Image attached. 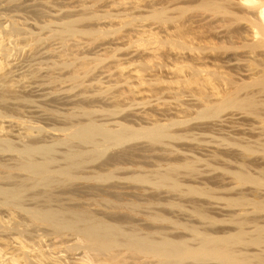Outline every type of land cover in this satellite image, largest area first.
<instances>
[{"label":"bare ground","instance_id":"6f19581e","mask_svg":"<svg viewBox=\"0 0 264 264\" xmlns=\"http://www.w3.org/2000/svg\"><path fill=\"white\" fill-rule=\"evenodd\" d=\"M95 1H97V0H95ZM95 1L94 2L92 1V2L94 4L95 3L97 4L98 2H100L102 0H98V2H95ZM128 1H130V0H116L114 2L115 4L111 3L112 5H115L116 7H117V5H119L118 8L119 7L121 8L124 6L123 9L121 8L123 12L120 11L121 12L120 14L125 13L124 17H120L123 20H119L116 17L114 19V15L119 16L118 12H119V10H121V9H119V10L117 9L118 12H115L116 14L112 15L114 20H112V18L109 17V15L113 14L114 12L113 13L108 12L109 15L107 13L106 17L104 15L105 18L108 17V18H110L109 19L110 21L112 20L110 24L104 22L105 23V25H104V23L101 22V19L103 16L100 14H103L105 11L100 10V12H99V10H97L98 4L97 5L93 4L94 6L91 5V9L95 10V11L97 10L99 12V13H96L97 16L95 14H92L91 13L92 11L91 12L89 11L92 14V17H91V14L89 12L87 14L88 17H87V15H85L86 16L85 17L83 13H82L83 16H82V14L80 16L85 17V18H89V20H90V18H92L91 20L94 19L93 21H95V22L97 20H99L101 23L100 28L96 27L95 22L93 24L88 22L89 24H91V26L95 24L94 25L95 27H91V26L90 27L89 26L83 27V23H81V25H80L79 21L83 22L86 20L83 18H80V17H76L78 19L62 20V22H60V24L56 22V24H55L56 27L51 29V32L49 31L50 37L60 39L63 42V44L69 43L70 38H74V37L77 38L78 37L77 38L78 41H76V38H75V41L77 44H81L80 38L81 39H83V38L80 36L90 35V36H92V40L94 37L103 36L108 31L105 29V27L103 28V26H106V24L107 25L109 24L110 26L113 27L112 29H114L115 28L114 24H117L116 21H122V23L120 22L121 25L118 22V24L120 25V28L118 27L119 26L118 24H117L118 26L115 25L116 28L117 27L119 28V30L117 29L118 31H116L119 33H116L114 31L116 36H117V34H120V32H122V33H123V31L126 32L127 30L126 29L124 30V28H126V24L128 26H131L134 23L133 22L129 25L131 20H129L128 17L131 16V18H132V16H135V15H133V13L129 12V14H131V15H129V14H127V12H124V11H129V9L132 8V6H131V8H129L130 6H129ZM151 1L152 0H150V2ZM154 1H157V0H154ZM161 1L159 0L157 2L159 3ZM167 1H169V0H167ZM167 1L165 0L164 1L165 3L164 2L160 3L163 6V7L161 6L162 8L158 7L157 3H156L157 5H153L150 3L151 5H153V7L155 6V8H151L152 6L149 8V6L147 7V5H149V4L146 2V0H134V1L132 0L130 2L132 4L135 2L136 4L135 3L134 4L137 5V7H139V8L141 7L142 9H144L143 7L152 9V11L149 10L150 13L147 15H145L143 13L139 14L141 12H138V14H136L137 20H139V18H140V17L138 18L137 15H141V17L143 16L142 17L143 21L145 19H147L148 17H149V19L151 17H153V19L155 21L157 20L156 21L157 23L162 22L163 24H165L168 21H171L170 19L172 18V22L171 23L168 22V24H170V25L172 24V27L169 25L170 27L167 28V31H166V29H165V31H163L164 28L167 27V24H165L166 27H164V25L162 24L164 28L163 29L158 28V29H162V31L164 32L163 33L164 36L161 35L162 32H159L158 30H157L158 31L157 32L155 27L154 28L144 27L142 30L136 29L139 33L136 32L135 36H134V34H131L132 31H128L130 33H129V39L127 41H129L131 39L132 44H130V45L132 46L135 43L133 45V48L137 46L136 49L138 51H140V49L143 48V52H140V54L144 53L145 51H148L149 52V53L147 52L148 54L145 52L147 54V56L144 53L146 57H144V54H141L143 56V58H141L142 56L139 54L140 59H138L139 56L136 53V55L138 56L136 59L133 58V60L131 59L132 61L131 60L127 61V59H126V61H127L126 62L125 59L124 60L121 59V56H120V58L118 57V54H117L118 52H116V50H118L119 46L116 45L117 48L115 46L114 48H116V49L113 48L114 50L110 51V52H115V54H113L115 56L117 54L116 57L114 56L115 59L119 58L117 60L118 62H116V60H115L114 62H112V64L113 65L115 64L116 68H118L116 70H119V72H117V74L119 76H121L119 78H122L123 76L126 77V78L121 79L122 82L126 83L127 81H130V79L136 80V81L132 80L134 82H131V81L128 82L129 87L126 88L127 90L126 89L119 90V91H122V94H121V92H119L121 95L119 93H117V98L119 96H121L123 98V96H124L123 99H125V97L128 98L131 95H133V97L137 96V98H138L139 94H144L145 92L148 93L150 91V92L154 93L156 91L158 94L162 91H164L163 93H165L167 89L171 90L172 93H173V90H175L176 92H180V93L182 92V94L184 92V94H185L186 93L185 91L189 90L192 94H190L189 91L187 93H189L190 95H193L195 98L194 100L197 99V101H195V102L200 103L199 104L200 106H198V104H197V106L200 110L198 118H202V119L209 118V120H210V118L213 119L212 117L215 118L217 116L216 118L218 119L222 113L224 115L225 114L224 112L227 111L228 113H230L228 110L234 109L233 111L238 110L243 115H244V111L250 112V113H248V116L250 114L251 115L254 114L253 116H255V114H257V115H259V118L257 116H256V118H257V121H259L260 118H262L260 116L264 114V0H199L200 2L198 0H197V2H195L196 0H193V1L190 0L192 2V3H190V5H194L196 3L194 6H192V7H194V9L195 8L198 9L199 7H201V8H203L202 10L205 11V14H203L204 17H202L203 20H199L200 24H201V21L204 22V24L202 22V25H201V26L205 25L202 27L204 29L193 28L192 20H191V23H192L191 24L189 21H187L186 18H183L184 15L183 16H182V14L180 15V13H179L180 10H181L180 11L181 13L183 12L184 14H187L183 11L184 8H186V10H187V8L189 9V7L191 8L190 5H187L188 2L184 3L183 6H185V7L180 6L183 3V1H182V3H180V5H178L179 4V2H178L177 5L179 6V10H177V11L179 14L176 15L177 13H175L176 17H174L175 15L173 13L176 12V11H174L172 13V17H171V14L169 13V15H168V12H172L171 10L174 7L173 5H175V7H176L177 2H174V0H171V2L169 1L171 4H173V2L175 3L172 5L173 6L172 7L169 5L170 3L167 4L168 3ZM86 2L82 3V6ZM193 2H195V3L193 4ZM126 3H128L127 5L129 7H127L125 5ZM143 3L144 4L147 3V5L145 4L146 6H143ZM154 4H155V2H154ZM160 4H159V6H160ZM164 4H165V6H167V8L164 7ZM86 5H87V3H86ZM112 5L109 6L108 9H106V11L109 10L110 7H115ZM186 5L189 7H186ZM92 6L93 7L96 6L97 8L95 7L96 9H94V8H92ZM156 6H157V8H156ZM84 7L87 8L86 6H84ZM169 7H172V9L168 10ZM175 7H174V9H175ZM182 7H183V9H181ZM88 8L86 10H91L90 6H88ZM126 8L127 9L129 8V9L126 10ZM139 8H137V9H139ZM146 8L142 11L145 12ZM177 8L178 7H176V9ZM201 8H199V9H201ZM147 11L148 10H146V12ZM135 12H134V14H135ZM89 14H90V17H89ZM179 15H180V17H177ZM191 15L192 14H190V16ZM194 15H196V14H194ZM77 16H79V15H77ZM69 17L70 16H68L67 18H69ZM71 17H73V16H71ZM173 17H174V19H173ZM191 17H190V19H191ZM193 17H195V16H193ZM79 18L82 19L83 21L79 20ZM136 18L133 17L132 20H134ZM198 18H196V19H198ZM184 19H186V21L189 22L192 25V27L189 23H188V25H190V26H188L186 24V21L184 22ZM196 19H194V20H196ZM58 20H59V18H58ZM87 21H88V19H87ZM113 21H115V23H113V25H112ZM199 21H197V22H199ZM106 22H109V21H106ZM149 22H151V21H149ZM88 23H85V24L89 25ZM194 23L196 24V22H194ZM57 24H58V27H57ZM80 26H82V27H80ZM98 26H99V23H98ZM134 26H135V24H134ZM141 26H140V28H141ZM224 27H225V29L227 28L225 31H224ZM19 29H20V32L23 31L22 28L19 27ZM112 29L109 28V30H112ZM127 29H128V27H127ZM154 29H155V31H154ZM196 29H198L200 31L202 30L200 32L201 34ZM16 30H18V28L16 29V27L11 26V28L9 30L3 32V34H4L3 37H0L2 39V40L0 39L1 40L0 41V56H1L0 57V81L3 84H5V86H4L5 88H8V89L10 88L9 90L14 89L12 87L14 85L10 80L11 78L8 79V73H10V71L6 70V68H8L7 64H9L8 63L9 61L8 62H6V61H7V59H9V56H11V54H10V48L8 47L9 45L8 46L4 45L3 41H4V38L6 39L8 37L9 38L12 36L14 37L15 36L14 34H16ZM114 30H116V29H114ZM24 32H26L25 34H27L28 37H25L24 40H21V41H20V39L19 40L17 39L20 42H17L15 40L17 42V45H20V46L23 45L25 47L27 45H29L30 47L35 48V47H38L42 43L44 44V42H43L44 38L43 37H45V36L43 34H42L43 35V37H42V35H39V34L34 33V32L25 31V29H24ZM125 32L123 33V35L125 34ZM111 33H113V32H111ZM114 33L111 35H115ZM0 34H1V32H0ZM21 34H22V32L18 33V35H21ZM110 34L109 33L106 34L105 37L107 35H110ZM132 35H133V37H132ZM120 36H119V38H121ZM124 36L126 37L127 35L125 34ZM47 39H49V38H47ZM100 39H102V38H100ZM123 39H126V38H123ZM94 40H96V38ZM97 40H99V39H97ZM195 40H199V42L197 41L199 43V45L196 44L197 42ZM79 41H80V43H79ZM72 42H74V41H72ZM121 42H122V40H121ZM129 42L127 45H129ZM82 43H84V42H82ZM111 44H113V43H111ZM122 44H120V46H122ZM193 45H195L196 47H193ZM77 46H79V45H77ZM124 46H125V44H124ZM189 46H190L191 51L194 48H196L197 50H195V51L200 52L199 55H201V57L195 56L196 54L198 55V52H197L194 56L191 55L193 58L190 57L189 55H187L190 59L188 57H187L188 59H186L185 58L186 56L183 55L181 51L184 50V48H186V47L189 49ZM67 47H69V45ZM166 47L169 48L172 52H173V50H175L174 52H178V53L181 52V54H179L180 56L178 54H176L177 57L175 55V58H179V57H183V56H185V57L179 58V60L178 59L172 60V61H174L173 67L171 66V65H173L171 63H173V62L170 63L171 64L170 66L167 65L168 63L166 64L167 67H170L169 68L170 71L171 70L173 71V72L171 71L172 72L171 74L173 75L172 78H168L169 81H168V79L166 81V78H164L166 75L162 76L164 78V80L162 79V77L160 78L159 77L160 73H158L159 75L156 74L157 78H156V76L154 77L151 74L154 78L151 77V79H148L149 77L146 76V73L149 72V70H147V69L152 67L151 62L155 61L154 63L156 64L157 59H159V61H160V59H162V60L166 59V58L163 59L162 55L164 57V55L167 56L170 54L169 52H171V51L169 49H168L169 51L167 49H166V52L163 51V49H165ZM191 48H193V49H191ZM230 48L233 51L228 50ZM25 49H27V48H25ZM120 49H121V47H120ZM225 49H226V52H223V50H225ZM30 50H31V48H30ZM65 50H69V49H65ZM65 50H64V52H65ZM133 50H135V49H133ZM161 50H162V53H161ZM138 51L135 50L133 52H138ZM167 51L169 54H163V52L167 53ZM34 52H36V50H34ZM106 52H108V49ZM225 53H230V54L226 57ZM62 54L60 55L61 57H62ZM82 54H84V52ZM222 54L224 56H222ZM108 55H109V57L113 58L112 57L113 55L109 54V53L104 58H102V57L100 58V55H99L100 61H101V59H102V61L109 59ZM172 55H173V53H172ZM181 55H183V56H181ZM75 56L78 57L79 55L76 54ZM87 56L80 57V59H83V58L86 59V60L83 59L84 61L80 62V63L78 61L79 59L75 58V60H77V62L79 63V64H77V67L79 66V68H77V67L72 68V69H75V68H77V69L71 73L72 74L71 77H69L70 75L68 76L69 79L71 78L72 80H77L82 75L86 74V76H87L88 74H90L91 71L94 70V64L95 63L91 62L93 60ZM104 56H105V54H104ZM170 56H171V54L169 56H167L168 59H171V58H169ZM172 57H174V55ZM223 57H226V58H223ZM5 58H7V59L5 60ZM63 58H64V56H63ZM87 58L90 59L91 61H89ZM145 58H147V59H145ZM198 58H201V59H199V60H201L200 64L197 63ZM168 59H166V60H168ZM73 60H71L70 62L74 64L76 61L75 60L73 61ZM97 60H99V59L97 58ZM97 60L96 61L94 60L96 62V65L100 63V62L97 63ZM135 60H137V61L141 60L140 63L138 61L139 66H141L140 64L143 61L142 64L145 65V67L147 65L149 68L146 67L147 69L146 68L143 69L144 68L143 66H141L142 69L138 68L139 66L137 65V62ZM68 61L69 60L65 61V63L70 65V66H73ZM159 61H158V63H160ZM165 62H167V61H165ZM149 63H151V64H149ZM92 64H93V66H91ZM164 64H163V66H164ZM133 65L138 66V67L136 66V68H135L136 70L134 68H133L134 70L132 69L133 71L137 72L136 76H135V74L133 76L134 72H132V71H131L132 72L131 74H128V72L130 71L129 68ZM47 66L49 67L50 65H47ZM92 67H93V69H92ZM53 68H56V67L54 66ZM110 68H109V71L115 70L114 66L111 69ZM127 69H129V71L126 72ZM39 70H41V69H39ZM145 70H147V71H145ZM170 71H168V68H167L166 72L168 73ZM144 73H145V75H144ZM152 73H153V71H152ZM118 75H116V76L118 77ZM63 76H64V74H63ZM86 76H84V77H86ZM169 76H171V75H169ZM9 77H10V75H9ZM146 77H148V78H146ZM81 79H84V78L81 77ZM123 79H128V80L123 81ZM12 80H15V79H12ZM121 80H120V82H121ZM78 81H79V83H82V80L81 81L78 80ZM78 81H77V83H78ZM136 82H138V84ZM153 82H158L159 85L163 84L164 86L159 87V85L156 83L157 86L160 88V90H159V88L157 86L153 87L156 85ZM132 83H134V84L132 85ZM1 84H0V87H1ZM165 84H167V85H165ZM174 84L176 86H174ZM130 85H131V87H130ZM128 88H131V89H128ZM161 88L164 90H161ZM3 91L5 92V90H3ZM1 92H2V90H1ZM127 92H128V94H131L128 97H127L128 94H126ZM15 93H17V92H15ZM167 93H169V92L167 91ZM1 94H3V93H1ZM118 94H119V96H118ZM162 94L161 95L159 94V95L162 96ZM177 94L176 95L178 96V99L177 98L176 99H177V101H179V100H181V99H179L181 94H179V93H177ZM6 95H8V94L6 93ZM6 95H5V97H6ZM146 95H144V96L141 95V96L144 98V97H147ZM159 95L158 96L156 95V98H158ZM172 95H174V94H171V96ZM176 95H174V96H176ZM14 97H15V95H14ZM129 98H131V97H129ZM140 98L141 97L138 98V101L141 100ZM180 98H182V97H180ZM134 99H136V97L133 98V100ZM146 99L147 98H145L144 100H146ZM115 100H117V99H115ZM118 100H119V98H118ZM131 100H132V98H131ZM179 103H181L182 106L184 104H186V105H188L187 107H189V108L191 106V105L189 106L190 103H188V102L183 103L181 101ZM119 104L120 105L116 104V107H117L116 109H119L118 107L121 106V103H119ZM192 106H194V105H192ZM2 107L0 106L1 109H2ZM7 107L10 108L8 105H7ZM3 108H5V107H3ZM120 108H122V107H120ZM157 108H158V106H157ZM177 108H178V106H177ZM179 108H180V106H179ZM191 109H192V107L190 108V111H191ZM105 110L107 111V109H105ZM158 110H159V108H158ZM182 110H183V107H182ZM241 110H243L242 111L243 113L241 112ZM7 111H8V109H7ZM91 111H90V113H92ZM108 111H109V109H108ZM176 111L177 110H175V112ZM22 112H24V110ZM95 112L93 111V113H95ZM158 112H160V111H158ZM247 112L245 113V115H247ZM154 113H156V112L154 111ZM165 113L167 114V112H165ZM184 113H186V112H184ZM85 114H87V110L85 111ZM89 114H87L85 116H87V118L92 116L91 114L89 116ZM107 114H109V113H107ZM150 114H152V113L150 112ZM157 114L155 115L156 117H157ZM235 114H238L240 117L239 113L236 112ZM3 115H5V114L3 113ZM158 115L160 116L161 114H158ZM185 115H187V114H185ZM0 116H2L1 113H0ZM155 116H153V117H155ZM163 116H165V115H163ZM168 116H170V115H168ZM171 116L174 117L173 114ZM179 116H181V115H179ZM229 116H231V115H229ZM28 117H31V116H28ZM153 117H150V118H153ZM156 117L154 118L155 120H156ZM177 117H178V115H177ZM192 117H193V115H192ZM224 117L225 116L221 117V120L219 119L221 121V123L223 122V124L225 121H227V120L229 121V119H230V117H228L229 118L228 119L226 116L225 118H227V119L225 120ZM97 118H99V117H97ZM97 118L95 119L94 117H91V118H89V120H87V121L85 120L86 122H83L84 119L82 121L80 120L78 122H76L75 120H72V122L73 121L74 122L73 123L71 122V124L67 128H64L65 131H68L66 136L69 139V141H68L69 144H67V146H68L67 149L65 148L66 151H63L61 153V155H59L65 161V163H61L59 165L57 164V163H60L59 157L57 155H55L56 154L55 152L57 151V148H58V147L55 148V146H57L56 143L55 144L53 143L52 145H47V144H41L39 142H35L36 140L33 142H30V143H26V141L24 140L25 142L24 141H22V142H24L25 145L23 147H21L22 145L20 144L21 146H19V147H21V148H19V147L14 145V144H16V142L14 143L11 140L10 141L7 140V137L3 138L4 137L3 135L0 137V152H2V153H17V155H15V158L13 157L11 160H9V158H8L9 162L0 161V264H140L139 263L140 259L143 260L145 262V264H211L210 261H213L214 264L216 262H218L217 264H264V215H263L264 214V188H262V187H264V167L261 166L262 170L260 172V170H259V169H261L260 166L258 167V165L253 163L254 165H256L258 167V168H256L257 170H254V171L255 172L259 171V172L254 173L252 171L250 173L251 168L249 170L245 171V168L247 169L249 167L246 164L247 162H245V165L247 166L246 167L243 164L244 161L242 162L241 159L240 160L238 159L240 162L237 161V164L238 163H240L241 165L243 164V166H242L243 171H242V169L240 171H238L237 170L238 167L235 168L236 170L233 169L234 171L233 170L228 171L230 169L231 165L229 168L227 167L228 169H226V167L224 168L222 166V165H224V163L221 165L222 167L221 166L220 167L222 169L224 168L223 170H225L227 173L228 172H231V174L233 173V176H235L236 179L239 180L238 182H240L239 183L240 187L243 186V188H244L246 185H249V183L250 184L255 183V184L259 185L257 187H260L261 189L258 188V190L260 189L261 191L259 190L260 192L258 191L259 193H257L255 196H253V195L251 196L252 193H247L248 194L247 195L245 192L246 190H248L247 192H250L251 191L250 189H253V192H254V188L256 191L257 187L256 186L254 188L249 187L250 188L249 189L248 186H246L248 189H244V191H243L242 187H241L242 189H240L239 185L236 186V184L234 185V183H233L232 189L238 187V189L236 188L238 190V192H237L238 195L234 194L235 196H232L233 194H231L230 195L231 197L228 198L227 195H226L227 197L226 196L225 197L228 199L229 202L227 201V203H230L229 206L232 209H233V207H237L239 209L236 208L237 210H234L235 209L234 208L233 209L234 211L232 209H228V210L226 209L227 210L226 211L225 210V207L227 206L226 204H225V206L223 205L224 209L223 208L221 209L222 212L220 209L219 210L217 209L216 210L217 212L220 211L221 215L225 216V218L223 217L225 220L223 218H221V220L223 219L222 220L223 222L221 221L222 223L221 224L219 223L222 226L218 225V223H217V222H219L218 219H220L219 216L221 217V215H219L220 213L218 212L219 214H217L216 211L214 212L217 214V216H216L218 218L217 219L216 217H214V215L211 214V213H213L212 212L213 210L211 211L208 209V211H205L207 209L204 210V208H203V210H204L203 211L201 208L200 209L197 208L196 205H198L199 203L196 204L195 206L192 205L194 207H193V209H190V211H192L191 212L192 214L193 213L195 215L197 214L199 216L197 218L201 219V221L199 220L200 222L199 221L195 222V219L192 218L194 220L193 224H190L188 222H186L187 224L183 223V222H185L184 220L183 221L182 220H180V221L175 220L174 218H177V217H173L172 215L169 216L166 212H164L165 209L162 210L163 212L157 211L154 214L151 212L153 215H151L149 218H152L155 222H158V223L163 222V224H164V222L165 223L178 224V225H175V226H177L176 228L177 229H184L185 231L188 232L187 234L184 232L180 233L182 231H179L176 234L173 232V230H171V229H169V227H167L168 225L160 226V225H153L152 224L148 227H139V225L134 224L131 226H126L125 223H126L127 218L132 216L131 214L137 215L139 213V209H135V208L132 209V206H131V209H126L127 211H129L128 212L129 214L126 213L127 214L126 215L125 213H123V215H121V213L113 214V212L112 213L108 212L107 209L75 208V207H73L74 204H73V206H69L70 204L67 206H63V204H61V205L58 204L59 206L56 207L55 204L52 205L53 202L54 203L56 202L53 200H52V202L47 201V204L43 203L42 201L45 200L44 197H47L49 200L52 199L51 195L53 194V196H54L55 191H54L53 187L55 185L65 184V183H68V181L71 182V180L72 179L75 180V178L76 179H80L82 177L85 178V176H83L80 173L82 168H85L84 165L86 163H88V161L90 162V160L91 161L97 160L98 157L101 156L107 149H110L113 147H118L125 142L127 143L128 141H131V139L134 140L135 138L136 139L148 138L150 141L158 142V143H160V142L163 143V141H165V139L167 140L168 138H170V139H168V141L174 140V139H171L172 137H174L175 140H178L176 136H178L179 138H182V137H180L182 132L180 134L178 132V134H179L178 135L177 133H175L172 130L173 129L172 125H174L175 123H177V124L181 123L180 122L181 120L179 121L180 118L178 119L179 122H175L176 119L174 120V118H173V120H174L173 121V120H171L172 117H170L167 119L168 123L166 120H165V123H164V121L162 123L160 121V119H157L154 122V124H152L151 126H147V127H145V126L140 127L139 126L140 128H138V127L136 128L131 124L122 123V122H117V125H114L115 127L112 125H111L112 126L111 127V126L107 125V121L106 122L104 121L105 122L104 123L103 121H101L102 119L100 121H98L99 119H97ZM100 118H102V117H100ZM223 118L225 121L223 120ZM189 119H184V120L189 121ZM194 119H197V117L196 118L194 117ZM263 119L264 118H262V120ZM169 120H170V122H169ZM262 120H260V123H258V122L256 123V124H258L259 127L261 126V123L264 122ZM152 121H153V119H152ZM152 121H151V123H152ZM185 122L186 121H183V123H185ZM241 122H244V121H241ZM1 123H3V122H1ZM151 123H149V124H151ZM16 124H18V123H16ZM177 124H176V127L178 126ZM211 124H213V123H211ZM3 125L0 124V127L1 126L3 127ZM215 125H216V123H215ZM219 125H221V124H219ZM225 125H227V124L225 123ZM20 126H23V125L21 124ZM258 126H257V128H258ZM262 126L264 128V123ZM28 127H29V125L27 126V129H26L27 135H32L33 132L35 133V131L36 132L38 131V130H33L34 128L36 129V127H33V128H31L32 126H30V128H28ZM224 127H227V126H224ZM229 128L231 129V127H229ZM260 128H258V129L260 130ZM5 129H6V126L4 128V131H5ZM37 129H39V127H37ZM178 129L179 128H177V130ZM191 129H192V127H191ZM1 130H2V128H1ZM221 130H222V128H221ZM262 130H261V132H264V129H262ZM4 131H2V133ZM21 131H23V130L21 129ZM21 131H20V133H22ZM225 131L226 130H224V132ZM6 132H7V130H6ZM228 132L226 131L225 134H228ZM230 132H231V130H230ZM248 132H249V130H248ZM261 132H257L258 134L260 133L259 134L260 136H257V134L254 136V137H258L256 139L253 137V135L252 136L248 135L247 137L248 138L250 137L251 141L253 139H255V140L258 139V142L260 141V143H258L257 141H256V144H255V142H253V143L255 145H257V143H258V144H260V146H262L261 144L263 143V147H264V141L262 142L260 139L263 137L262 134H264V133L261 134ZM233 133H234L233 134L234 137L236 135L240 134V133L236 134L235 132H233ZM10 134H8V135H10ZM23 134H25V133H23ZM217 134H219V133H217ZM222 134H223V136H225L224 133H222ZM8 135H6V136H8ZM241 135L246 136V134L245 135L241 134ZM183 136H185V135L183 134ZM223 136H222V139L228 143L229 140L227 138H229V135H226V137L228 136L226 138L227 140L224 139ZM219 137H221V136L219 135ZM237 137L238 136H236L235 138H237ZM248 138H246V140H249ZM216 139H218V138H216ZM73 140H75L77 142H75ZM238 140L239 139L237 138V141ZM243 140L245 141L244 138H243ZM243 140H242V142H244ZM225 141H224V143H226ZM234 141H235V139L231 142L234 143ZM240 141H239V144H240L239 147L242 149L241 150V152H242L244 150L243 149L244 147L242 148L241 144L247 145V143H249V142L245 141L247 143L243 144ZM251 141H250V143H251ZM17 142L19 143V141H17ZM74 142L76 144H74ZM166 142H164V143H166ZM216 142L219 144V141H216ZM168 143L169 142H167V144ZM57 144H59V142ZM254 144H251V145L255 146ZM17 145H19V144H17ZM168 145H170V144H168ZM230 145H228V146H230ZM210 146H209V148H210ZM222 146H224V144ZM248 146L250 147L251 151L254 149L253 147L251 148V146L249 144H248ZM260 146L257 148L255 147V149H258V148L259 149L256 151L254 150V151L260 152V148H262ZM121 147H119V148H121ZM247 147H246V149H247ZM115 149H117V148H115ZM129 150H131V149H129ZM119 151H120V149H119ZM229 151L230 150H228V152ZM228 152H226L225 154H227ZM259 152H257V153H259ZM231 153L237 155L236 152H231ZM260 153H264V152H260ZM111 155H112V153H111ZM222 155L224 157L226 156V155H224V153ZM102 156H104V155H102ZM118 156H119V154H118ZM229 156H230V154L227 157H229ZM232 156H234V155H232ZM232 156H230V158H233ZM114 157L115 156H113L112 158H114ZM227 157H225V158H227ZM6 158H2V159H6ZM112 158L111 159L109 158V159L113 160ZM116 158L118 159V157H116ZM235 158H237V157H235ZM235 158H233V159L235 160ZM262 158H263V156H262ZM109 159H107V160H109ZM244 159H246L245 161H247V158H244ZM227 160L229 162L232 161V160L230 161L229 159H227ZM191 161L192 160H190V162ZM194 162H195L194 164H196L197 161H194ZM232 162L236 163V160L232 161ZM174 163H170V162L168 163L166 169L169 168L168 169L169 171L167 170V172H166V170L164 169V171H163L164 173L160 172V171H159L160 173H157V174L155 173L156 175L153 177L155 179L150 178L149 177L151 175L150 174V175H138L139 176L138 180L142 181L141 183L152 182L153 185H155V186H158L160 184L161 187L162 186H166L168 188L171 187L172 189H175L177 192V190H180V188L182 187L184 182L182 183V181L181 182L179 181L181 179V177H179L180 178L179 179L177 176H174V175H176L175 171H177V174H179L178 169H177L179 167H177L175 169V171H172V170H174V168L177 165H181L180 167H183V164H177V165L175 164L174 165ZM255 163H258V162H255ZM185 164H187V168H184V170L186 169L189 172L191 170V172H194V173H196L195 171L197 169L199 170V167H197V166H196L197 169L195 170V166L193 164V161H192V163H189V164L187 161ZM218 164H221V163H218ZM253 164H251L250 161L248 163V165H250V167ZM258 164L260 165V163H258ZM262 165H264V164H262ZM173 166H175V167L171 169L170 167H173ZM210 166H212V164H210ZM224 166H227V164ZM93 167L94 166H92V168ZM87 168H89V166ZM240 168L241 167H239L238 169H240ZM170 171L172 173H170ZM173 172H174V175H173ZM191 172L189 174H191ZM115 173H117V172H115ZM253 173L254 174L261 173V174L260 175H254ZM105 174L110 175L111 172H110V174L109 173H104V174L98 173V174H96V177H94V176L93 177L95 179L96 178L102 179L105 176ZM131 174H133V173H131ZM111 176H113V175L111 174ZM233 176L231 178H233ZM104 178L101 181H104L105 180ZM132 178H138V177L133 176ZM233 179H235V178H233ZM238 182H237V184H238ZM152 183H149V184H152ZM187 183H189V182H187ZM241 183H243V184H241ZM185 185L188 186V191H187V188H185L186 190L184 188H182L184 190V192L186 191V192H189L193 195H195L197 193L200 196L202 194V195H205V197H207V196L209 197V196H212L214 193L213 192L214 189L212 188L213 189L212 190L210 186H209L210 187V190H209L206 185H204L203 187L201 186V188L197 187L195 184H194L195 185L194 186L193 183L190 185H188V184H185ZM214 185H215V183H214ZM186 186H184V187H186ZM182 189L180 191H181V193H184V192H182L183 191ZM239 189L243 192H241ZM31 190H33V191L38 190V191H35L36 193L33 192L34 195H32V197H33L34 203L32 201L31 204H29V203L27 204V202L29 200V199L27 200V197L29 196ZM51 190H53V191L51 192ZM175 190H173V191H175ZM228 195H229V192H228ZM216 196L217 195H215V196L213 195L212 197H209V198H215ZM29 197H31V196H29ZM39 197H42L41 200L43 198L44 199L41 201V200H39ZM202 197H204V196H202ZM47 198H46V200H48ZM216 198L218 199V196ZM226 198H224V195H223V199L221 198V196L219 199L224 200ZM26 200H27V202H26ZM54 200H58V199H54ZM226 200H224V201H226ZM197 201H199V200H196L195 202H197ZM58 202L60 203L59 200H58ZM201 202H203V201H201ZM48 203H50V204H48ZM176 204L179 206L180 201L178 203H175V205ZM119 205L123 206L125 204H123V205L119 204ZM183 205H185V204L183 203ZM120 206H118V207H120ZM126 206L128 207V205H125V207ZM136 207H138V206L136 205ZM181 207H183L182 204H180V208ZM195 207L197 209H195ZM1 208H6V209H1ZM167 210H169V209H167ZM182 210H184V209H182ZM182 210H180V211H182ZM224 210L226 211V213ZM251 213H254V215ZM180 214H181V212H180ZM181 215H183V214H181ZM195 215H194V217H195ZM191 217H193V216H191ZM130 218L132 219V217H130ZM193 220H191V221H193ZM212 220L214 222L215 221H217V222L213 223ZM226 220L230 221V222H232V220H233V222L235 223V227L230 228V227H232V226H230L228 228V226H227V228H225V229L224 228L218 229L217 228L218 226H220L219 228H222L223 225L226 227L224 221L226 223H230V222H227ZM136 221H138V219L137 220L135 219V222ZM187 221L190 222V219H187ZM208 221H211V222H208ZM205 222H207L208 225L213 223L212 226L215 224L214 227H216L217 225L218 226L215 229H207L209 226H207V223L205 224ZM233 222H232V225H233ZM159 224H161V223H159ZM203 224L206 225L205 228H203V226H204ZM201 225H203V226H201ZM209 228H212V227H209ZM139 255L141 256V258L139 257ZM144 262H143V264H144Z\"/></svg>","mask_w":264,"mask_h":264},{"label":"rangeland","instance_id":"374dc122","mask_svg":"<svg viewBox=\"0 0 264 264\" xmlns=\"http://www.w3.org/2000/svg\"><path fill=\"white\" fill-rule=\"evenodd\" d=\"M92 1L94 2L95 0H0V32H1L0 37H3V35H4L3 32L9 30L11 28V26L12 27H16V29L18 28V30H19V31L16 30V34H14L16 37L15 36L14 37L12 36L10 38L9 37L6 38V39L4 38V41H3L4 42V45H6V46L9 45L8 47L10 48V54H11V56L8 55L9 56V59H7L8 58L7 57V58H5V60L7 59L6 62L9 61L8 62L9 64H7V67L8 68H6V70L7 71L8 70L10 71V73H8V79L11 78L10 80H11V82L14 85V86H12L14 89L11 88L12 90H9L10 88L9 89L8 88H5L4 87L5 84H3L0 81L3 84L2 85L0 83L1 84L0 94L3 93V94L0 95V104H1L0 106L1 107L2 106L5 107V108L2 107V109L0 108V113L2 114V116H0V124L1 125L4 124L3 125L4 128L6 126L5 131H4V128L2 126L0 127V132L2 133V131H4L2 134L0 133L1 134L0 137L3 135L4 136L3 138L7 137V140H9V141L11 140L14 143L16 142V144H14V145L17 146V147H19L21 145H22L21 147H23L25 145L24 144L25 141H26V143H30V142H33V141L36 140L35 142H39L41 144H47V145H52L53 143L54 144L56 143L57 146H55V148L58 147L57 148V151L58 150L59 151L58 152L56 151L55 152L56 153L55 155H57L59 157L60 163H57L59 165L61 163H65V161L59 155H61V153L63 151H66V149L68 147L67 144H69V142H68L69 139L66 136V134H67L68 131H65L64 128H67L71 124L72 120H75L76 122H78V121H80V120L82 121L84 119L83 122H86L91 117H94L95 119L97 117H99V118H97V119H99L98 121H100L101 119H102L101 121H103V122L104 121L105 122L107 121V125H109V126H111V125L114 126V125H117V122H122V123L131 124V125H133L136 128L137 127L140 128L141 126L142 127H144V126L145 127L151 126L152 124H154V122L157 119H160V121L162 123H163V121L165 123V120L168 123V120L167 119L170 118V117H172L171 120H173V118H174V120L176 119L175 122H179L181 120L180 121L181 123H178V124L177 123H175V124L173 123L174 125H172L173 127L172 126L171 127L173 128L172 130L175 133H177V134H178V132H179V134L182 132L181 135H180V137H182V138H179L178 136H176L178 140H175V138L172 137L171 139H174V140H170V141H168V139H170V138H168L167 140L165 139V141H163V143L162 142H160V143H158V142H152L148 138H145V139L144 138H142V139H136L135 138L134 140L131 139V141H128L127 143L125 142V143H123L122 145H120L118 147H113V148L107 149L102 154L104 156L101 155V156L98 157L97 160H95V161H91L90 160V162L88 161V163H86L84 165L85 168H82V170H81L80 173L83 176H85V178L84 177H82L80 179H76L75 178V180L72 179L73 181L71 180V182L68 181V183L61 184V185L60 184H57V185H55L53 187L55 193L53 192L54 193V196H53V194L51 195V197H52V199H50L51 201L47 197H44V196L43 197L45 198V200H46V198L48 200H46V201L44 200L45 201L44 202V201H42L44 198L41 200L42 197H39V200H41L43 203H46V204H47V201H49V202H52V200L53 201H56L55 203L53 202V204H52V205L55 204L56 207L59 206L58 204H60V205L63 204V206H67L69 204H70L69 206H73V204H74L73 207H75V208H84V209H107L108 212H111V213L113 212V214H119V213H121V215H123V213L129 214L128 213L129 211H127L126 209H131V206H132V209H134V208L135 209H139V213L137 215L131 214L132 216H130V217H132V219L130 217L127 218L126 223H125L126 226H131V225H134V224L139 225V227H148V226H150L152 224L153 225H160V226L168 225L167 227H169V229L173 230V232L176 233V234L179 231H182L180 233H183L184 232V233L187 234L188 232L185 231L184 229H177L176 228L177 226H175V225H178V224L165 223V222H164V224H163V222H159V223H161V224H159L158 222H155L152 218H149V217L151 215H153L155 212L162 211V210L165 209L164 212H166L169 216L172 215L173 217H177V218H174L175 220H179V221L180 220H182V221L184 220L185 222H183V223L188 222L190 224H193L194 223V220L193 219H195V222L196 221L198 222L199 220L201 221L200 218H197V217H199L197 214L195 215L193 213L195 215V217H194V215L191 213L192 211H190V209H193V207L196 204H198V203H199L198 204L199 206L196 205L197 208H199V209L201 208L202 210H203V208H204V210L207 209L205 211H208V209L211 210V211L213 210L212 211L213 213L217 209L218 210L219 209L221 210L225 206V204L228 206V207L227 206L225 207V210L226 209L227 210L228 209H232L229 206L230 203H227L228 199L226 197L227 196H228V198L231 197L230 196L231 194H233L232 196H235L234 194L238 195L237 194L238 187H236L237 189L236 188H233L232 189V187H233V183H234V185L236 184V186H237V185H239L240 182H238L239 180L236 179L235 176H233V173L232 174H231V172H228L227 173L223 169L225 167H226V169H228L230 167V165H231V167H230L231 170L229 169L228 171H232L233 169L236 170L235 169L236 167H238V168L241 167L240 169L237 168V170L240 171L243 168L242 167L243 164L245 165V162H247L246 164H247V166L249 168H247V169L245 168V171L249 170L250 168L251 169L253 168L252 170L250 169V173L252 171L254 173H256V172H259V171H256L255 172L254 170H257L256 168H258L260 166L261 169H259V170L261 172L262 167H264V165H262V164H264V155H263L264 153H260V152H264V147H263V143L261 144L262 146H260V144H258V143H260V141L258 142V139L255 140L258 137H254V136L256 134H257V136H260L259 135L260 133L258 134L257 132H261V130L264 129L263 126H262L264 122L261 123V126H260L261 128L258 126V124H256L257 122L260 123V120H262V118H264V116H263L264 114L261 115L260 117H262V118H260V120L257 121L256 116L259 118V115H257V114H255V116H253L254 114H252V115L250 114L248 116V113H250V112L244 111V115H243L238 110L237 111L236 110L233 111L234 109H229L228 111L230 113H228L226 111V112H224L225 114L223 115V113H222L219 116L218 119L216 118L217 116L215 118L212 117L213 119L210 118V120H209V118H204V119L198 118L199 111H200L199 108H198V106H200L199 105L200 103L195 102V101H197V99L194 100L195 98H194L193 95H190L192 93L189 90L188 91H189L190 94L187 93L188 91H185L186 92L185 93L186 95L184 94V92H183V94H184L183 95L182 92L181 93L180 92H176L175 90H173V93H172V91L171 90H168V89L166 90L165 93H163L164 91H162V92H160L158 94H157L156 91L154 93H152V92L149 91L148 93L145 92L144 94H139V97H141L140 98L141 100H139V101H138V98L139 97L137 98V96H135L136 99H134L135 100L134 101L133 98H135V97H133V95H131V94H128V92H127L126 93V94H128L127 97L129 95H131L129 97H131L132 100L129 97L128 98L125 97V99H123L124 96H123V98L121 96H119V94H120L119 92H121V94H122V91H119V90L126 89L127 87H129L128 82H130V81L131 82H134L136 80L135 79H130V81H127L128 79H123V81L126 80L127 82L126 83L125 82H122L121 79L122 78H126V77L123 76L122 78H119V77H121V76H119L117 74V72H119V70H116L118 68H116V65L115 64L113 65L112 62H114L115 60H116V62H118L117 60L120 58V56H121V59H123V60L125 59V61H126V59H127V61L128 60L130 61L131 59L133 60V58L136 59L138 56H139L138 59H140V55L141 54H144L145 52L146 53L148 52V51H145L144 53H141L140 54V52H143V48H141L140 51H138L136 49L137 48L136 45H135L136 47L133 48V45L135 43L132 46L130 45V44H132V42H131V39L129 40L131 43L129 41H127L129 39V33H130L128 31H132L131 34H134V36H135V33L138 32L136 29H138V30L141 29L142 30L144 27H146V28H149V27L154 28L155 27L156 31L158 30L159 32H162L161 35L164 36V34H163L164 32L163 31H165V29L167 31V28L170 27V26L172 27V24L171 25L168 24V22L169 23L172 22V18L170 19L171 21H168L167 23H165V24H167V27L162 22L161 23H157L156 22L157 20L155 21L153 19V17H151L150 19L148 17L147 18L148 20L145 19L143 21V18H142L143 16L141 17V15H137L138 18L139 17L141 18V19L139 18V20H137L136 14H138V12H141L139 14H142L143 13V14L147 15V14L150 13L149 10L152 11V9H149L151 6H152L151 8H155V6L153 7V5H157L158 4V7L162 8L163 6L160 3L164 2L165 0H162V1L160 0L161 2H159V3L157 2L159 0H157V1L152 0L153 2L152 1L150 2V0H146V2L149 5H147V3H145V4L147 5V7L149 6V8H146V7H143V8L144 9L146 8V10H148L147 12H146V10H145V12L142 11L144 9H142L141 7L140 8L137 7V5H135L136 4L135 2H134L135 4L133 3L134 5L132 3H130L132 1V0H130V1H128L130 7L127 5L128 3H126L125 5L127 7H129V8H131V6H132V8L131 9L128 8L129 11H124V12H127V14H129V12L130 13H133V15H135V16H132V18L135 17L136 19L132 20L131 16L128 17V19L131 20V22L129 23V25L131 23H133V22L134 23L131 26H128L126 24V28H124V30L126 29L127 30L126 31L127 33L125 31H123V33L125 32V34L127 35L126 37L124 36L125 34L123 35L122 32H120V34H117V36H116V34L114 33V31L116 32V31L119 30L122 21H116L117 24H118V22L119 23L121 22L120 25L118 24L119 26L117 24H114V27H115L114 29H116V30L112 29L113 27L110 26L109 24L111 23L112 20L115 19V17L117 19H119V20H123L120 17H124V14L125 13L124 14H120L121 13L120 11H122V9L124 8V6L121 7L122 8L121 9L120 7L118 8L119 5H117V4H116L117 7L115 5H112L111 3L115 4L114 2L116 0H113V1L112 0H102L100 2H98V0H97L95 2H98L97 3L98 5L96 3L94 4ZM169 1L171 2V0H169ZM169 1H167L168 3L167 2L166 3L169 4L170 3ZM182 1H183V3H182ZM84 2H86L87 5L85 3L82 6V3H84ZM154 2H155V4H154ZM174 2H177L176 3V7H178L177 9H176L175 5H173V4H175ZM174 2H173V4L170 3L169 5L170 6L173 5L175 7V9H174L173 6H172L173 9H172V7H169L168 10H171L172 9L171 10L172 12H168V15L170 13L171 14V17H172V13L174 11H176V12L173 13L174 15H175V13H177L176 15H178L180 13V15L181 14H182V16L184 15L183 18H186L187 21H189L190 23H191V20H192V23L193 24L192 23L191 24L193 25V28L201 29L203 26H205V25L201 26L203 21H201V24H200V21H199V20H203L202 17H204L203 14H205V11L202 10L203 8L199 7L201 9H199V8L198 9H196V8L194 9V7H192V6H194L196 4L195 2H197V0L195 2H193V4L195 3L194 5H190V3H192L190 0H188V1L187 0L186 1L185 0H181V1L180 0H178V1L177 0H174ZM178 2H179V4H178ZM186 2H188L187 5H190L192 9L189 6L186 5V7H189V9L187 8V10H186V8H184L183 11L185 13H187V14H184L183 12L181 13L180 12L181 10L178 13V11H177V10H179V6L178 5H180V3H182L180 6H183L184 3H186ZM150 3L153 4V5H151ZM93 4L98 6V9L97 10H99V12H100V10L106 12V13L104 12L105 14L103 12H102L103 14H100V15L103 16V17L101 16L102 17L101 22L102 23H104V22L105 23H109L108 24L109 26L107 24H106L107 27L106 26H103V28L105 27V29L108 30L106 32V34H108V33L110 34L111 32H113L115 35H111V34H113V33H111L110 35H107L105 37V35H106L105 34L103 36L94 37L93 40H92V36H90V35H85V36L82 35L80 37H82L84 40L79 37L80 38V41H81V44H77L76 43V41H78L77 40L78 37L77 38L76 37L70 38L69 43H67V44H65V43L63 44V42L60 39H58V38L50 37L51 29H53V28L56 27V25H55L56 22L60 24V22H62V20L78 19L76 17H80V18H83V19L86 20V21H83L82 19L79 18V20H82L83 21V22H81V21L78 20L80 22V25H81V23H83V27H87V26L90 27L91 24H93L95 21H93L94 19L91 20L92 18H90V20H89V18H85L86 17L85 15H87L89 11L90 12L92 11L91 13L92 14H95V15H96V13H99L97 10L95 11V10H92L91 9V5H93ZM145 4L143 3V6H146ZM159 4H160V6H159ZM111 5L112 6H115V7H110L109 10L106 11V9H108V7L111 6ZM84 6H86L87 8H88V6H90V9L91 10H86L87 8H85ZM93 6H92V8H94V9L97 8L96 6H95L96 8L93 7ZM164 7L167 8V6H165V4H164ZM183 7H185V6H183ZM183 7L181 9H183ZM137 8H139L140 10L137 9ZM156 8H157V6H156ZM117 9L118 10L121 9V10H119V12H118ZM128 9L126 8V10H128ZM108 12L109 13L110 12H112V13L114 12V13L113 14H110L111 15L110 16ZM115 12H118V15L119 16L114 15V14H116ZM134 12H135V14H134ZM82 13L84 14L85 17H81L80 16ZM107 13H108L109 17L112 18L111 21L109 20L110 18H108V17L105 18L107 16ZM83 14H82V16H83ZM90 14H89V17H90ZM92 14H91V17H92ZM190 14H192L195 17L197 16L196 18H198V17L199 18L196 19L192 15H191L192 16L191 17ZM194 14H196V15H194ZM77 15H79V16H77ZM104 15H105V17H104ZM112 15H114V19H113ZM129 15H131V14H129ZM176 15L174 17H176ZM180 15L177 16V17H180ZM68 16H70V17L67 18ZM71 16H73V17H71ZM87 17H88V15H87ZM174 17H173V19H174ZM190 17H191V19H190ZM58 18H59V20H58ZM87 19H88V21H87ZM186 19H184V22L186 21ZM194 19H196V20H194ZM98 21L99 20H97L95 22V24H96V27L100 28L101 23H100V21L99 22ZM106 21H109V22H106ZM149 21H151V22H149ZM187 21H186V24L188 25L189 22H187ZM193 21L196 22V24ZM197 21H199V22H197ZM88 22H90L91 24H89ZM97 22L99 23V26H98V23ZM85 23H88L89 25H86ZM105 23H104V25H105ZM113 23H115V21L112 22V25H113ZM134 24H135V26H134ZM162 24L166 28H164ZM203 24H204V22H203ZM94 25H92L91 27H95ZM115 25H117L119 28L118 27L116 28ZM190 25H188V26H190ZM192 25H191V27H192ZM140 26H141V28H140ZM19 27L23 29V31H21L22 32L21 35H18V33H21ZM57 27H58V24H57ZM80 27H82V26H80ZM108 27L110 29H112V30H109ZM127 27H128V29H127ZM158 28H162V29L164 28V30L162 31V29H158ZM24 29H25V31L34 32V33H37L39 35H42L43 34L45 36V37H43V35H42V37L44 38V41H43L44 44L42 43V44H40L41 46L39 45L38 47H35V48L30 47L29 45H27L26 47L23 46V45H21V46L20 45H17V42H20L21 40H24L25 37H28L27 34H25L26 32H24ZM155 29H154V31H155ZM198 29H196V30H198ZM202 29H204V28H202ZM226 29L224 27V31ZM198 31L200 33L202 30L201 31L198 30ZM116 33H119V32H116ZM119 36L122 39L119 38ZM132 37H133V35H132ZM47 38H49V39H47ZM75 38H76V41H75ZM95 38H96V40H94ZM100 38H102V39H100ZM123 38H126V39H123ZM17 39L18 40L20 39V41H18ZM97 39H99V40H97ZM121 40H122V42H121ZM72 41H74V42H72ZM80 41H79V43H80ZM195 41L196 42L197 41L199 42V40H195ZM82 42H84V43H82ZM128 42H129V45L130 46L127 45ZM198 42L196 43L197 45H199ZM111 43H113V44H111ZM11 44L12 45L14 44V45L12 46ZM76 44L79 45L80 47L77 46ZM120 44H122V46H120ZM124 44H125V46H124ZM68 45H69V47H67ZM116 45L119 46L118 50H116V52H118L117 54H118V57L119 58H116L115 59L114 58L115 55H113V54H115V52H110V51L116 49L117 48ZM195 45H193V47H196ZM115 46H116V48H114ZM120 47H121V49H120ZM25 48H27V49H25ZM30 48H31V50H30ZM106 48L108 49V52H106L107 51ZM65 49H69V50H65ZM133 49H135L138 52H133V51H135ZM166 49L168 50L169 48L166 47L165 49H163V51L166 52ZM191 49H193V48H191ZM226 49L223 50V52H226ZM34 50H36L37 53L34 52ZM64 50H65V52H64ZM195 50H197V49L194 48L191 51L190 50V46H189V49L186 47V48H184V50L181 51L182 54L185 55L186 57L183 56V55H181V56H183L186 59H188L189 57L187 55H189L190 57H192V56H194L198 52V51H195ZM228 50L233 51L231 48L228 49ZM168 51H167V53L163 52V54H169L170 53L171 56L169 58H171V59H168V57H167L170 54L167 55V56L164 55V57L162 55V58L163 59L166 58L168 60H166V59L165 60L160 59V61H159V59H157V61H156L157 63L156 64L154 63L155 61L154 62L152 61L151 63L154 66L151 63H149L152 66L150 68L146 65V67H148L149 69H147L145 67V65L142 64L143 63V61H142V63L140 65L144 67L143 69L146 68L147 70H149V72H147V73L145 72L146 73V76L149 77V78L148 77H146V78L151 79V77H153V76L154 77L156 76V78H157V75L156 74H158V73H160V75L158 74L160 78L163 75L164 76L166 75L164 77V78H166V81H167L168 78H172L173 75L171 73L173 71L171 70L172 71L171 72L170 69H169L170 67H167V65L170 66L171 64H173V65H171L173 67L174 66V61H172V60H174V59H178L179 60V58H183V57H179L180 56L179 54H181V52H179V53L178 52H174L175 50H173V52H172L170 50L171 52L168 53ZM83 52H84V54H82ZM106 53L107 54L108 53L109 54H112L113 55L112 56L113 58L109 57V55H108L109 59H107L105 61H102V59H101V61H100V58L101 57L104 58V57L107 56ZM136 53H137L138 56L136 55ZM161 53H162V50H161ZM172 53H173L174 57H172L173 56ZM199 53L200 52H198V55L196 54L195 56L196 57L197 56L198 57L199 56L201 57V55H199ZM61 54H62V57L60 56ZM76 54L79 55L78 56L79 58L75 56ZM104 54H105V56H104ZM117 54H116V56H117ZM145 54H144V57L147 56V54H146V56H145ZM176 54L179 55L178 56L179 58H175V55ZM223 54H222V56H224ZM229 54L230 53H225V56L227 57ZM99 55H100V58H99ZM63 56H64V58H63ZM85 56H87V57H89L90 59L93 60V61H91L90 59L87 58L89 61L95 63L94 64V70L91 71L90 74L87 73L88 74L87 76H86V74L85 75H82L81 77L84 78V79H81V77L78 78L77 80H72L71 78L69 79V77H71V75H72L71 73L74 72L77 68H79V66L77 67V64H79L80 62H83L84 61L83 59H85V58L80 59V57H85ZM176 57H177V55H176ZM226 57H223V58H226ZM75 58L79 59L78 60L79 63L77 62V60H75ZM97 58L99 60H97ZM141 58H143V56ZM73 59L76 61L74 64L70 62ZM145 59H147V58H145ZM199 59H201V58H198L197 63L200 64L201 63L200 62L201 60H199ZM67 60H69L68 62L71 63L73 66H70V65L66 64L65 61H67ZM94 60L95 61L97 60V63H99V62L100 63L96 65V62ZM135 61L137 62V65L139 66V63L141 62V60L140 61L138 60L139 63H138L137 60H135ZM158 61L160 63H158ZM165 61H167V62H165ZM171 62H173V63H171ZM163 64H164V66H163ZM47 65H50V66L48 67ZM112 65L115 67V70L116 71L115 70H113V71L110 70L111 71L110 72L109 71V68ZM52 66L53 67L55 66L56 68H53ZM91 66H93V64ZM136 66H134V65L131 66L129 68L130 71H129V69H127L126 72L129 71L128 74H131L132 72H134L133 73V76H134V74L136 76L137 72L133 71L136 68ZM141 66H139L138 68H141ZM74 67H77V68L72 69ZM167 68H168V71H170V72H168L169 74L166 72L167 71ZM39 69H41V70H39ZM92 69H93V67H92ZM147 70H145V71H147ZM152 71H153V73H152ZM62 73L64 74V76H63ZM145 73H144V75H145ZM148 73L150 75L152 74L153 76L152 75L150 76ZM115 74L118 75V77ZM9 75H10V77H9ZM169 75H171V76H169ZM84 76H86V77H84ZM164 78L162 77L163 80H164ZM12 79H15L16 81L18 80L17 81L18 83L15 80H12ZM119 79L121 80V82H120ZM78 80H80V81L82 80V83H79ZM132 80H134V81H132ZM77 81H78V83H77ZM168 81H169V79H168ZM136 83L138 84V82H136ZM153 83H155V84L157 83L158 84V82H153ZM133 84L134 83H132V85ZM157 84L155 86H153V85L152 86L153 87H156ZM160 85H159V87L164 86L163 84L161 86ZM165 85H167V84H165ZM174 86H176V85L174 84ZM130 87H131V85H130ZM128 89H131V88H128ZM1 90H2V92H1ZM3 90H5V92ZM159 90H160V88H159ZM161 90H164V89L161 88ZM167 91L169 93H167ZM15 92H17V93H15ZM6 93L8 95H6ZM117 93H119L118 94L119 100L117 98ZM170 93L171 94H174V95H176L177 93L181 94L180 97H182V98L179 97V99H181V100L177 101V99H178V96L177 95L178 94L176 95L177 96L176 97L174 95L171 96ZM159 94L160 95L162 94V96H160ZM5 95H6V97H5ZM14 95H15V97H14ZM141 95H143V96L146 95L147 97H144L143 98ZM156 95L157 96L159 95V97L156 98ZM162 97L163 98L165 97V98L163 99ZM145 98H147V99L144 100ZM115 99H117V100H115ZM117 101L119 103H121V106L118 107L119 109H116L117 108L116 107V104L120 105ZM181 101L183 103H186V102L190 103L189 106L191 105L190 108L192 107L191 111H190V108L187 107L188 105L184 104L182 106L181 103H179ZM197 104H198V106H197ZM7 105L10 108H8ZM192 105H194V106H192ZM157 106H158L159 110H158ZM177 106H178V108L180 106V108L178 109ZM120 107H122V108H120ZM182 107H183V110H182ZM7 109H8V111H7ZM105 109H107V111L109 109V111L107 112ZM174 109L177 110V111L175 112ZM23 110H24V112H22ZM86 110H87V114H89L90 111L92 110L91 111L92 113H90L92 116H90V114H89V116H90L89 118H87V116H85V115H87V114H85V111ZM93 111L94 112L96 111V112L93 113ZM154 111L156 113H154ZM158 111H160V112H158ZM242 111L243 110H241V112ZM150 112L152 114H150ZM165 112H167V114ZM184 112H186V113H184ZM234 112L235 113L236 112L239 113L241 118L239 117L238 114H235ZM246 112H247V115H245ZM3 113L5 115H3ZM107 113H109V114H107ZM157 113L158 114H161V115L159 116ZM156 114H157V117L155 116ZM172 114L174 115V117L171 116ZM185 114H187V115H185ZM163 115H165V116H163ZM168 115H170V116H168ZM177 115H178V117H177ZM179 115H181V116H179ZM192 115H193V117H192ZM229 115H231L232 117L229 116ZM28 116H31L32 118L31 117H28ZM153 116L156 117V120L154 119L155 117H153ZM223 116H225V117L227 116V118L230 117V119L228 118L229 121L228 120L225 121L227 118L224 117L225 120L223 118V120L225 121L224 124H223V122L221 123V121H220L221 120V117H223ZM100 117H102V118H100ZM150 117H153V118H150ZM194 117L195 118L197 117V119H194ZM152 119H153V121H152ZM178 119H179V121H178ZM184 119H189V121L188 120H184ZM151 121H152V123H151ZM183 121H186V122L183 123ZM241 121H244V122H241ZM262 121H264V119ZM1 122H3V123H1ZM169 122H170V120H169ZM16 123H18V124H16ZM149 123H151V124H149ZM211 123H213V124H211ZM215 123H216L217 126L215 125ZM225 123L227 125H225ZM19 124L20 125L22 124L23 126H20ZM176 124L178 125L177 127H176ZM219 124H221V125H219ZM237 124L238 125L240 124V125L238 126ZM28 125H29L28 128H30V126H32L31 128L36 127V129L34 128L33 130H38V131L37 132L35 131V133L33 132L32 135H27L26 129H27V126ZM224 126H227V127H224ZM257 126H258V128H260V130L257 128ZM37 127H39V129L41 127L42 128L39 130V129H37ZM191 127H192V129H191ZM229 127H231V129ZM1 128H2V130H1ZM177 128H179V129L177 130ZM221 128H222V130H221ZM21 129L24 132L21 131ZM229 129L231 130L232 133L230 132ZM6 130H7V132H6ZM224 130H226L227 132L229 131L228 134H225L226 131L224 132ZM248 130H249V132H248ZM20 131L22 133H20ZM216 132L219 133V134H217ZM233 132H235L236 134L240 133V134L236 135V136H238L237 137L239 139L238 141H237V138H235L236 136L235 137L233 136V134H234ZM23 133H25V134H23ZM222 133H224L225 136H223ZM262 133H264V132H261V134ZM8 134H10V135H8ZM183 134L185 136H183ZM241 134H244V135L246 134V136H243ZM6 135H8V136H6ZM219 135L221 137H219ZM226 135H229V138H227L228 136L226 137ZM248 135L249 136L250 135L251 136L253 135V137L255 139H253L251 141V138L250 137L249 138L247 137ZM262 135L264 137V134H262ZM222 136H223L224 139L227 138L229 140L228 143L225 140L222 139ZM215 137L218 138V139H216ZM231 137L232 138L234 137V138L232 139ZM243 138L245 139V141H248L249 143L245 142L243 140ZM246 138H248L249 140H246ZM262 138H260V139L263 142L264 141L263 140L264 138L263 139ZM234 139H235V141H234V143H232L231 141H233ZM242 140L244 142H242ZM17 141H19V143ZM22 141H24V142H22ZM73 141H75V140H73ZM166 141L169 142L168 144H170V145H168ZM216 141H219V144ZM224 141L226 143H224ZM239 141L241 143H243V144L247 143V145L245 144L246 146L241 144L242 148L244 147L243 149L245 151L243 150L241 152L242 149L239 147V145H240L239 144ZM250 141H251V143H250ZM256 141L258 142L257 143L258 146L255 145L256 144ZM58 142H59V144H57ZM75 142H77V141H75ZM75 142H74V144H76ZM164 142H166V143H164ZM253 142H255V144ZM17 144H19V145H17ZM223 144H224V146H222ZM248 144L251 146V148L252 147L254 148L252 151H251L250 147L248 146ZM251 144H254L255 146H252ZM228 145H230V146H228ZM209 146H210V148H209ZM256 146L257 147H259V146L262 147V148H260V152L259 151H257V152H259L263 156V158H262V156L259 153L255 152L256 150L259 149V148L258 149H255ZM21 147H19V148H21ZM119 147H121V148H119ZM246 147H247V149H246ZM115 148H117L118 150L115 149ZM119 149H120V151H119ZM129 149H131V150H129ZM228 150H230L231 152H236L237 155L231 153L230 151L228 152ZM247 150L248 151L250 150V151L248 152ZM226 152H228L227 154L228 155L230 154V156L234 155L235 157H237V158H235L234 156H232L233 158H235L236 163L235 162H232V161H235L233 158H230V156L227 157L228 155L225 154ZM111 153H112V155H111ZM223 153H224V155H226L225 157H227V158H225L222 155ZM0 154H1L0 155V157H1L0 158L1 160L0 161H4V162H6V161L9 162V160H11L13 157L15 158V155H17V153H2V152H0ZM118 154H119V156H118ZM5 156L6 157L8 156V157L6 158ZM113 156H115V157L112 158ZM116 157H118V159ZM2 158H6L7 160L6 159H2ZM8 158H9V160H8ZM109 158L110 159L112 158L113 160H110ZM244 158H247V161H245L246 159H244ZM107 159H109V160H107ZM227 159H229L230 161L232 160V161L229 162ZM238 159L239 160L241 159L242 162L244 161L242 165L240 163H238L239 165L237 164V161L240 162ZM190 160L193 161V164L195 163L194 161H197L196 162L197 165L194 164L195 170L197 169V167H199V170L197 169L198 171L197 170L196 171L194 170L196 173L191 172V170H190L191 174H189L190 172L188 170H186V169L184 170V168H187V164H185L187 161H188V164L189 163H192V161L190 162ZM249 161L251 162V164L254 163V164L258 165V167L256 165H254V164L251 165V167H250V165H248ZM169 162L170 163H174L175 162L174 165L175 164L176 165L177 164H183V167H180L181 165H177L176 167L175 166L170 167L171 169L175 167L174 170H172V171H175V169L177 167H179V168H177L179 174H177V171H175L176 172V175H174V172H173V175L174 176H177L178 178L181 177V179L179 178L180 180L178 179L180 182L181 181H182V183L183 182L184 183L186 182L185 184H188V185H190V184L193 183V185L195 184L199 188H201V186L203 187L204 185H206L209 190H210V187H211V189L212 188L214 189V190L212 189L213 192H214L213 195L214 196L217 195L218 196V199L216 198L217 196L215 198H209V197H212L213 195L212 196H209V197L208 196L205 197V195H202V194L200 196L197 193L196 194L194 193L195 195H193V194H191L189 192H186V191L184 192V190L182 188H184V189L187 188V191H188V186H186L184 183H183L182 187L180 188V190L182 189L183 190L182 192H184V193H181L180 190H177V192L178 191L180 192V193L179 192L177 193L176 190L175 189H172L171 187H169V188L166 187V186H162L161 187L160 184L158 186H155V185H153L152 182H149V183H152V184L145 183V182L144 183H141L142 181H139L138 180L139 179V176L138 175H150V174L152 176L150 175L149 177L152 178V179H155L153 177L157 173L163 172L164 169L167 172V170L169 168L166 169V167H167V165H168ZM255 162L260 163V165L258 163H255ZM218 163H221V164H218ZM223 163H224V165L227 164V166L222 165ZM210 164H212V166H210ZM221 165L224 167L223 169L221 168L222 167ZM88 166H89L90 169L87 168ZM92 166H94V167L92 168ZM242 171H243V169H242ZM110 172H111V174L114 177L111 176ZM115 172H117V173H115ZM98 173H102V174L109 173L110 175H108V174L106 175L105 174V176H104L105 178L103 177L105 180L104 181H101V180H103V178L102 179H99V178L97 179L96 178L97 180L94 178V177H96V174H98ZM131 173H133V174H131ZM170 173H172V172L170 171ZM260 174L261 173H259V174L257 173V174H254V175H260ZM133 176H137L138 178H132ZM232 176L236 180L233 179V178H231ZM187 182H189L190 184L187 183ZM237 182H238V184H237ZM214 183H215V185H214ZM241 184H243V183H241ZM184 186H186V187H184ZM246 186H248V188L249 187L250 188H254L255 186L257 187L259 185L255 184V183H251V184L249 183V185H246ZM246 186L244 188H243V186H241L243 188V191H244V189H248ZM239 187H240V185H239ZM241 187H240V189H242ZM258 188H260V187H257L256 191H255V188H254V192H253V189H250L251 190L250 192H247L248 190H246L245 192H246V194L247 193H252L251 196L252 195L255 196L257 193H259L261 191L260 190L261 188L259 189L260 191L258 190ZM262 188H264V187H262ZM173 190H175V191H173ZM31 191H30V194H29V196H31V197H29V196L27 197V200L29 199L28 202L26 200L27 204L28 203L31 204L32 201L34 203V200H33L32 195H34L33 192L36 193L35 191H38V190H35V191L31 190ZM52 191L53 190H51V192ZM243 191H241V192H243ZM228 192H229V195H228ZM223 195H224V198L227 199V200L224 199L226 201L222 200L223 199ZM202 196H204V197H202ZM220 196H221L222 199H219ZM54 199H58L60 201V203L58 202V200H54ZM195 199L196 200H199L200 202L199 201L195 202L196 201ZM179 201H180V204H182V206H183L181 208H180V204H179V206L177 204L175 205V203H178ZM201 201H203V202H201ZM183 203L185 205H183ZM48 204H50V203H48ZM119 204H122V205L125 204V205H128V207L127 206L125 207V205H123L124 206L123 207V206H120ZM136 205L138 207H136ZM192 205H194V206H192ZM118 206H120V207H118ZM196 207H195V209H197ZM236 208L237 207H233L234 210L239 209V208H237V209ZM1 209H6V208H1ZM167 209H169V210H167ZM182 209H184V210H182ZM180 210H182V211H180ZM226 211H225V213H226ZM180 212L183 215H181ZM218 212H217V214L221 215L222 210H221V212L220 211H218ZM213 213H211V214L214 215V217H216L217 214L216 213L213 214ZM251 214L254 215V213H251ZM191 216H193V217H191ZM223 217L225 218L224 215L223 216L221 215V217L219 216L220 219H218L216 217L219 222H217V221H215V222H217L218 225H220L223 222L222 221L224 219ZM221 218H223V219L221 220ZM135 219L136 220L138 219V221L135 222ZM187 219H190V222L187 221ZM191 220H193V221H191ZM208 222H211V221H208ZM212 222L215 223L213 220H212ZM227 222H230V221H227ZM232 222H233V220H232ZM232 222L226 223L224 221L226 227L224 225H223L222 228H219L222 225H220V226L217 225L218 227L217 226L216 227L218 229H223V228L225 229V228H227V226H228V228L230 226H232L230 228H233V227H235V223L233 222V225H232ZM206 223L207 222H205V224ZM213 223H211L209 225L207 223V226L212 227V228H209L208 227L207 229H215L216 228V227H214L215 224L212 226ZM203 225H201V226H203ZM205 226L206 225H204L203 228H205ZM139 257L141 258L140 255H139ZM143 262H144L143 260H141V259L139 260V263L140 264H143ZM210 262H211V264L213 263V261H210ZM217 263L218 262H216L215 264H217ZM144 264H145V262H144Z\"/></svg>","mask_w":264,"mask_h":264}]
</instances>
